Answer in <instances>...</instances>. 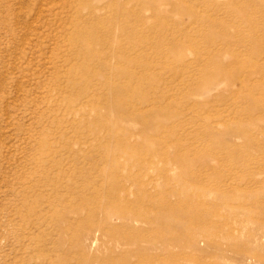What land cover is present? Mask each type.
<instances>
[{
    "label": "rangeland",
    "instance_id": "374dc122",
    "mask_svg": "<svg viewBox=\"0 0 264 264\" xmlns=\"http://www.w3.org/2000/svg\"><path fill=\"white\" fill-rule=\"evenodd\" d=\"M147 1L141 55L99 80L50 0H0V264H264V0Z\"/></svg>",
    "mask_w": 264,
    "mask_h": 264
},
{
    "label": "bare ground",
    "instance_id": "6f19581e",
    "mask_svg": "<svg viewBox=\"0 0 264 264\" xmlns=\"http://www.w3.org/2000/svg\"><path fill=\"white\" fill-rule=\"evenodd\" d=\"M50 2L52 3V6H55L58 11V15L56 14L58 16L56 21H58V25L59 23L62 24L59 28L61 29L65 26V21L69 23L68 29L65 30L66 32H63L62 36L67 38V40L70 41V44H72V47L74 48V54L80 60L79 65H82V67H85V69L97 67L96 76L99 80L106 79L107 77L108 80L114 79L115 77L117 78V75L121 74L122 71L127 70L126 68L124 69L123 65L124 62L130 58V52L128 53V51H131V53L135 51L136 55H141V48L144 43L143 32L146 23L144 13L147 10V6H150L147 0H50ZM51 7H49V11H54V13H56L55 8ZM152 9L155 11L154 8ZM134 57L136 58L137 56ZM134 57L131 58L135 60ZM128 79L127 81H129ZM138 80H140V77ZM210 84H212L210 81H206L200 87L206 88L209 87ZM199 94H201V92ZM258 123L260 124V122ZM259 135L261 137L263 133L259 131ZM255 150L259 158L256 162L255 169L256 189L254 207L256 229L253 233V248L255 250V257L257 261L259 263H263L264 140L259 139L257 141ZM117 192L118 194H116L118 195L119 200H122V198L125 199V196H130L131 193L130 189L122 183L119 186ZM112 217L116 218L114 220L118 219V221L125 223L126 225L129 223L125 213L110 212L108 215V212H104L101 224H103L105 227H108L109 222L112 221ZM132 220H134V218H130V221ZM100 230L101 229L92 231L91 229H87V242H79V247L81 249H85L86 245V247L91 246L93 248L92 245H94L97 241V238L99 237L97 233L98 231L101 232ZM219 233L221 232L219 229H217L211 233L210 237L215 238L217 235L220 236ZM227 239L230 240L229 238ZM92 262L93 261L91 260H85L83 264H89ZM156 264H177V262L167 263L164 259H162Z\"/></svg>",
    "mask_w": 264,
    "mask_h": 264
}]
</instances>
